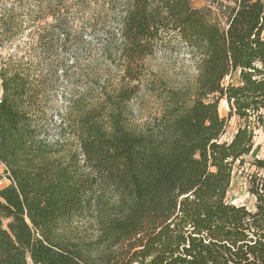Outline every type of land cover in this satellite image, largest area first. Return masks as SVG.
Here are the masks:
<instances>
[{"label":"trees","instance_id":"trees-1","mask_svg":"<svg viewBox=\"0 0 264 264\" xmlns=\"http://www.w3.org/2000/svg\"><path fill=\"white\" fill-rule=\"evenodd\" d=\"M214 3L229 11L225 27L192 0H35L44 57L70 49V11L89 15L93 33L105 35L104 54L124 66L107 99L130 102L141 79L135 70L178 41L198 76L191 105L174 106L144 130L131 128L120 109L104 125L73 101L61 129L79 151L62 154L42 138L40 121L66 62H47L49 74L33 77L6 61L0 164L12 182L0 189V264H264V159L252 163L254 210L228 200L235 165L251 155L264 125V0ZM20 29L15 7L0 12V49ZM223 99L243 123L230 141ZM101 188L116 200L97 199L92 237L73 238L66 225Z\"/></svg>","mask_w":264,"mask_h":264},{"label":"rangeland","instance_id":"rangeland-1","mask_svg":"<svg viewBox=\"0 0 264 264\" xmlns=\"http://www.w3.org/2000/svg\"><path fill=\"white\" fill-rule=\"evenodd\" d=\"M196 9L206 10L210 20L221 27L226 26L229 11L221 8L214 0H192ZM15 7L18 10L20 31L14 39L0 49V69L6 61L30 71V75H48L47 62L56 64L59 59L66 62V67L59 66L57 79L49 85L44 106L46 117L40 121L42 138L52 146L53 151L62 154L78 150V143L72 134L63 127L73 101L84 109V113L98 117L106 124L108 115L114 110H121L128 125L136 130H144L153 120L176 105L189 107L196 87L198 71L191 52L184 42L174 43L170 50L161 49L154 56L147 58L141 69L134 74L141 79L139 91L130 102L118 104L113 95L124 76V66L117 54L108 56L103 52L107 38L102 32L93 33L89 15H80L74 11L68 13L70 29V49L59 51L52 57H44L37 49L38 38L34 31L32 14L35 12V0H0V12ZM63 36L60 35V39ZM78 59V64L75 59ZM35 79V78H34ZM71 79V80H70ZM230 79H227V82ZM131 86V85H130ZM2 97L0 79V99ZM229 106L225 99L219 104L221 117L228 119V128L223 141H230L239 126L243 124L237 117L229 116ZM65 126V125H64ZM255 145L244 164L237 163L234 168L228 200L235 205H244L254 210L256 200L249 193L250 176L256 171L253 161L264 159V125L255 133ZM79 151V150H78ZM3 170V168H2ZM0 168V180L3 173ZM4 186H0V189ZM97 199L113 204L116 200L113 192L97 189L94 202L82 213L75 216L66 225V232L73 238L92 237Z\"/></svg>","mask_w":264,"mask_h":264},{"label":"built area","instance_id":"built-area-1","mask_svg":"<svg viewBox=\"0 0 264 264\" xmlns=\"http://www.w3.org/2000/svg\"><path fill=\"white\" fill-rule=\"evenodd\" d=\"M0 166L5 167L3 164H0ZM2 173H3V178L0 180V186L7 187L8 185L11 184L12 181L9 177V173L7 172L6 167ZM7 183H8V185L6 186Z\"/></svg>","mask_w":264,"mask_h":264},{"label":"crops","instance_id":"crops-1","mask_svg":"<svg viewBox=\"0 0 264 264\" xmlns=\"http://www.w3.org/2000/svg\"><path fill=\"white\" fill-rule=\"evenodd\" d=\"M0 168H1V170H2V168H3V170L5 169V167H2V166H0ZM3 170H2V172H3ZM8 185V183L6 184V186Z\"/></svg>","mask_w":264,"mask_h":264}]
</instances>
